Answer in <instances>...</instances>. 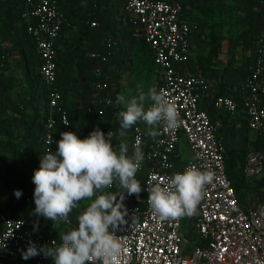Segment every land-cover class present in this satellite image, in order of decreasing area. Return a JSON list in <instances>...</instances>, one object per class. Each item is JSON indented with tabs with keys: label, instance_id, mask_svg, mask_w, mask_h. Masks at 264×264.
Returning <instances> with one entry per match:
<instances>
[{
	"label": "built area",
	"instance_id": "built-area-1",
	"mask_svg": "<svg viewBox=\"0 0 264 264\" xmlns=\"http://www.w3.org/2000/svg\"><path fill=\"white\" fill-rule=\"evenodd\" d=\"M61 0H23L21 17L26 32L35 45L40 59L39 73L46 87V102L43 105V130L37 150L39 159L49 150L54 153L57 126L61 132L75 133L68 112L62 105L63 95L57 85L58 55L56 42L65 15ZM263 14L260 18L253 48V63L243 81L230 93L215 97L214 106L234 114L241 106L247 126L257 134L264 135V0H257ZM183 6L180 0H125L123 11L134 16L137 28L134 35L143 37L155 65L161 70V83L157 88L176 105L182 124L175 130L160 128L155 140L145 139L138 124L130 128V153L139 141L144 161L136 173L143 189L139 194L123 192L121 203L127 210L125 223L115 231L122 253L115 264H264V198L256 204L240 203L225 166L226 144L219 136L217 124L199 100L208 91L207 79L202 75L186 74L182 64L190 49V37L197 31L195 22L181 18ZM95 26V21L89 22ZM113 39H106V51H93L90 57L106 62L112 54ZM4 63L0 53V71ZM99 75V71L96 75ZM237 91L238 96L233 95ZM95 102L86 105L83 115L96 104L102 103L111 116L119 104L114 99L105 78L93 82ZM151 101L148 106H150ZM113 138L118 137L112 125L98 127ZM185 139L190 158L177 165V147ZM195 166L201 171H212L214 179L205 186L204 194L192 217L186 216L190 237L181 231L182 218L161 221L152 213L148 204V190L155 183H164L174 173ZM243 177L251 181L264 174V149L248 146L242 166ZM166 186V185H164ZM112 192L120 201L121 189L116 183ZM123 210V209H122ZM3 228L0 231V261L22 258L29 243L39 248L42 245L59 246L60 237L33 230L21 217L0 213ZM63 233L78 226L72 213ZM62 233V234H63ZM55 245H52V241ZM33 264H53L42 254L27 259Z\"/></svg>",
	"mask_w": 264,
	"mask_h": 264
},
{
	"label": "crops",
	"instance_id": "crops-1",
	"mask_svg": "<svg viewBox=\"0 0 264 264\" xmlns=\"http://www.w3.org/2000/svg\"><path fill=\"white\" fill-rule=\"evenodd\" d=\"M180 1L183 6L181 18L188 22H195L198 25L197 31L190 37L189 53L182 64V68L186 74L202 75L207 79L208 91L201 96L199 105L207 110L209 116L217 124V131L223 142L229 146L230 150L246 148V145L255 140L258 134L248 128L243 108L240 106L236 113L230 114L216 108L214 99L218 95L229 94V89L238 86L243 81L252 67L254 46L246 67L243 68L239 63L234 64L232 62V59L241 58L239 49L241 47L244 50L242 39L245 37L241 36L237 39L236 35H232L233 31L229 20L231 0ZM124 2L125 0L60 1L61 8L67 18L56 42L58 55L57 85L63 95L62 105L71 117L72 122L77 116L80 117L79 120L82 122L80 130L75 127L73 122L75 134L80 139L86 138L92 131L93 126L92 123L87 122L86 117L83 115V106L92 101L95 102L93 81L90 83L92 78H105L109 83L114 99L117 101V97L123 95L126 102L138 95V87L141 84L146 83L147 89L155 87L157 90L161 83V70L153 63L151 51L143 52L137 38L133 40V37H138L134 35L138 24L134 16L125 14L123 11ZM247 3V0H238V11H243L245 14L243 9L248 7ZM22 5L23 0L11 1L12 9L10 10L15 14L13 16L15 20L19 22H24L22 17L19 19L16 16ZM94 13H97L99 17H89ZM85 17L86 20L83 21L82 19ZM90 21H95L96 25L90 26ZM255 31V29H252V34H250L253 41L256 37ZM108 37L113 39L112 54L108 60L100 62L92 59L90 57L91 52L106 51V39ZM72 41L78 43L74 48L75 50L72 48ZM34 52H36L35 49ZM30 59L35 60L32 62ZM204 59H212V62H202ZM24 64L40 75V59L37 53L35 57L27 59ZM98 71L100 74L96 75ZM121 87L122 92L120 91ZM233 95L237 97L238 92L234 91ZM129 96H131L130 99H128ZM81 102H83V105H80ZM149 103L150 101L145 102L146 108ZM118 104L116 114L113 116L109 114V117L106 118L116 129L118 135V137L112 139L111 144L117 153L120 144H126L128 148L127 155L129 156L130 129L120 128L121 118L119 117V112L126 109V104ZM39 113L40 121L34 124L33 130L39 127L41 120L43 121V106L39 109ZM136 124L142 127L145 139H151L148 135L149 127L144 122H137ZM41 134L42 131L39 135L41 136ZM39 137L36 142V153L39 149ZM22 152L24 153L25 150L23 149ZM238 164L242 165L241 163ZM35 170H37L36 161ZM33 174L28 175L24 172L21 175V173H17L18 176L13 187L5 186L2 178L0 179V213L24 218L33 230L58 238L64 231V226L61 223L53 224L51 220L33 215L35 209L34 190L31 188ZM26 176L31 179L28 181ZM255 179L246 180L250 182L248 192L242 188L239 190L238 198L241 204L251 205L261 200L260 196L264 193V188L255 187ZM15 190L22 192L19 198L14 195ZM255 194L260 196L255 197ZM72 216L76 217V214L74 213ZM74 220L78 224L77 217ZM2 228L3 225L0 220V231ZM47 259L48 262H53L50 257ZM0 264L33 263L16 258L9 262L0 261Z\"/></svg>",
	"mask_w": 264,
	"mask_h": 264
},
{
	"label": "clouds",
	"instance_id": "clouds-1",
	"mask_svg": "<svg viewBox=\"0 0 264 264\" xmlns=\"http://www.w3.org/2000/svg\"><path fill=\"white\" fill-rule=\"evenodd\" d=\"M146 101H151L147 108ZM117 103L126 104V109L119 112L120 128L127 130L137 122H144L153 140L160 135V128L175 130L182 124L176 105L155 87L149 88L147 93L138 87L135 98L126 102L125 97L119 95ZM60 136L55 152L49 150L40 157L39 168L32 176L33 215L51 220L53 224L69 223V214L78 202L90 200L91 203L78 215V226L61 234L59 246L37 248L30 242L27 250L22 251V258L27 260L42 254L50 257L53 264H115L122 253L115 231L125 223L127 215L121 203L123 192L139 197L143 190L136 179L144 161L140 142L128 156L126 144H120L118 153L113 149L110 131L105 136L95 128L84 139L70 131L61 132ZM213 179L212 171L189 166L166 178L163 184H153L147 198L152 213L161 221L194 216L205 186ZM114 183L122 190L120 201L115 194L104 191ZM14 195L19 198L22 192L15 190ZM52 245H55L54 240Z\"/></svg>",
	"mask_w": 264,
	"mask_h": 264
},
{
	"label": "rangeland",
	"instance_id": "rangeland-1",
	"mask_svg": "<svg viewBox=\"0 0 264 264\" xmlns=\"http://www.w3.org/2000/svg\"><path fill=\"white\" fill-rule=\"evenodd\" d=\"M11 1L12 0H0V53L4 63V67L0 71V179L3 175L8 176V186L13 187L14 181L17 179L18 175L17 173H7L4 164L11 159L13 147L20 149L21 152L24 149L25 152H22L24 158L17 166L19 167L21 175H23L24 172L28 173V175L34 173L37 148L36 142L40 131L37 132L36 128L35 134L33 129L34 124L40 121L39 109L44 105L45 95L43 94V86L37 72L34 69H29V67L24 64L30 57H35L36 52H34L29 41L22 40L24 22L16 21L13 17L15 14L10 10L12 9ZM237 3L238 0H231V7L229 9V20L233 31L232 35H236L238 39L241 38L239 36L241 31H244L242 32L244 33L243 36L245 35L247 37L246 39L250 40L252 37L248 34L249 29L244 24L245 14L243 11H238ZM64 15L66 21V14L64 13ZM244 39H242L244 42V50H242L241 47L239 49L241 58L232 59L234 64L239 63L243 68L246 67V64L250 60L252 50L251 44L253 43H245ZM77 44V41H72L71 45L73 50H75L74 48ZM30 60L33 62L35 59ZM140 87L147 93L148 89L146 83L141 84ZM120 91H123L122 87ZM136 96L137 95L132 98ZM130 98L131 96H129L128 99ZM80 105H83V102H81ZM79 118L80 117L77 116L76 119H73L74 125L78 130L81 129L80 127L82 125ZM32 140L35 141V145L32 150L29 151L30 142ZM189 158V148L185 139L182 138L177 147V165H183ZM26 178L28 181L31 179L27 176ZM245 185L246 186L242 189L248 192L250 190V182ZM263 194L264 193H262L261 196L255 194V197L260 196L262 200ZM93 199H95V196ZM116 200L119 201L117 198ZM90 203V200L78 202L77 207L74 208L71 213H75L76 217H78ZM76 217L74 218L76 219ZM181 218V231L184 235L190 237L191 233L189 232L186 216Z\"/></svg>",
	"mask_w": 264,
	"mask_h": 264
},
{
	"label": "trees",
	"instance_id": "trees-1",
	"mask_svg": "<svg viewBox=\"0 0 264 264\" xmlns=\"http://www.w3.org/2000/svg\"><path fill=\"white\" fill-rule=\"evenodd\" d=\"M248 1V7L243 9L245 11V20H244V24L246 27H248L249 32L248 34H252V29H255L256 33H257V29H258V24L260 21V18L263 14L262 9L260 8L258 1L257 0H247ZM256 6V7H255ZM17 18H21V10L18 11L16 13ZM97 13L92 14L89 17H97ZM99 17V16H98ZM83 21L86 20V17L82 19ZM24 24V23H23ZM64 26V25H63ZM62 26V28H63ZM23 39L22 40H27L31 43L33 49H35V45L34 43L30 40L27 32H26V27L25 24L23 26ZM244 31H241V33L239 34V36H243L244 33H242ZM245 37L244 41L245 43H249L251 44V46H254V41L253 40H248L246 39V36L244 35L243 38ZM137 38V42L141 45V50H143V52H149L150 49L147 45V43L145 42L143 37H133V40H136ZM254 48V47H253ZM57 49V46H56ZM152 61L154 63L153 60V56H152ZM201 62V60H200ZM202 62H212V59H204V61L202 60ZM40 76V75H39ZM41 80V83L43 85V91H44V95H45V100L44 103L46 102V87L44 85V83L42 82L41 76L39 77ZM94 80H96V78H92L90 80L94 82ZM86 105L83 106V110L85 109ZM109 110L105 109L103 110V105L102 103H98L96 104L94 107H92L91 111L89 113H85L84 117H86L87 122L92 123V131L95 128L101 127L103 125H111L106 118L109 117ZM71 119V117H70ZM72 121V120H71ZM43 130V121L41 120V123L39 124V127L37 128V132L42 131ZM34 133L36 134V129L34 130ZM40 134V132H39ZM40 135H38L39 137ZM37 137V139H38ZM59 139H61L60 136V130H59V125L57 126V134H56V141H58ZM30 146H29V151L32 150L33 146L35 145V141H31L30 142ZM56 143L54 146V152L56 150ZM254 147V148H262L264 149V135H259L256 136L255 140L250 141L247 145ZM246 147V148H247ZM28 148V147H27ZM246 148H242L240 150H230L229 146L226 145V153H225V166H226V173L227 176L229 177V179L231 180V183L235 189V192L237 194L238 197V192L241 188H243L244 186H246L245 184H247L248 182L244 179L243 177V173H242V166L244 163V157H245V151ZM36 155V166H37V153ZM24 158V154H22V152L20 151V149L13 147L12 148V157L10 160L5 162V170L7 171V173L12 174V173H21L19 170V167L17 166V164H19L20 162H22ZM238 163H241L242 165H239ZM38 169V168H37ZM8 176L3 175L2 176V182L5 186H8ZM254 186L257 188H264V174L261 175L260 177L255 179L254 182ZM31 188L34 190L35 185L32 183ZM239 199V198H238Z\"/></svg>",
	"mask_w": 264,
	"mask_h": 264
}]
</instances>
